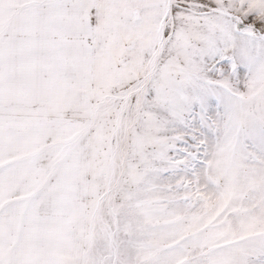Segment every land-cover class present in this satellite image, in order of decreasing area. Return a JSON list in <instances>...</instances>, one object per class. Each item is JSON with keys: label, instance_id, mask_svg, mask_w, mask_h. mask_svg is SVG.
<instances>
[{"label": "snow or ice", "instance_id": "1", "mask_svg": "<svg viewBox=\"0 0 264 264\" xmlns=\"http://www.w3.org/2000/svg\"><path fill=\"white\" fill-rule=\"evenodd\" d=\"M0 264H264V0H0Z\"/></svg>", "mask_w": 264, "mask_h": 264}]
</instances>
